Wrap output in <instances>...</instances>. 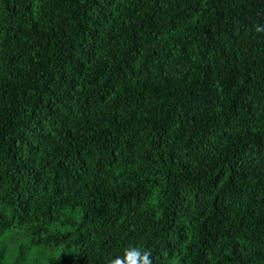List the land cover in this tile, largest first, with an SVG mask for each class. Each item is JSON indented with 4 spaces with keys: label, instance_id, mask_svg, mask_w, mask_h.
Returning a JSON list of instances; mask_svg holds the SVG:
<instances>
[{
    "label": "trees",
    "instance_id": "obj_1",
    "mask_svg": "<svg viewBox=\"0 0 264 264\" xmlns=\"http://www.w3.org/2000/svg\"><path fill=\"white\" fill-rule=\"evenodd\" d=\"M14 230L47 264H264V0H0Z\"/></svg>",
    "mask_w": 264,
    "mask_h": 264
},
{
    "label": "rangeland",
    "instance_id": "obj_2",
    "mask_svg": "<svg viewBox=\"0 0 264 264\" xmlns=\"http://www.w3.org/2000/svg\"><path fill=\"white\" fill-rule=\"evenodd\" d=\"M61 253V248L33 246L24 230L8 232L0 242V261L4 264H47L51 256Z\"/></svg>",
    "mask_w": 264,
    "mask_h": 264
},
{
    "label": "clouds",
    "instance_id": "obj_3",
    "mask_svg": "<svg viewBox=\"0 0 264 264\" xmlns=\"http://www.w3.org/2000/svg\"><path fill=\"white\" fill-rule=\"evenodd\" d=\"M150 255L149 251L130 245L123 249V255L112 258L109 264H152Z\"/></svg>",
    "mask_w": 264,
    "mask_h": 264
}]
</instances>
